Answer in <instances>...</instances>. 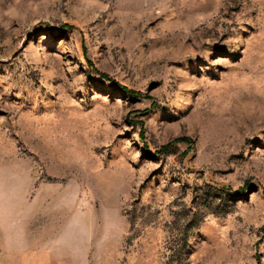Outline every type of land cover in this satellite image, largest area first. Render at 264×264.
I'll list each match as a JSON object with an SVG mask.
<instances>
[{
	"label": "rangeland",
	"instance_id": "obj_1",
	"mask_svg": "<svg viewBox=\"0 0 264 264\" xmlns=\"http://www.w3.org/2000/svg\"><path fill=\"white\" fill-rule=\"evenodd\" d=\"M0 264H264V0H0Z\"/></svg>",
	"mask_w": 264,
	"mask_h": 264
},
{
	"label": "trees",
	"instance_id": "obj_2",
	"mask_svg": "<svg viewBox=\"0 0 264 264\" xmlns=\"http://www.w3.org/2000/svg\"><path fill=\"white\" fill-rule=\"evenodd\" d=\"M91 65V64H90ZM93 69V71H94V73L96 74V75H98L100 78H102V79H104V80H110V77L108 76V75H106V74H104V73H102L101 71H99V70H97V69H95V68H92ZM129 93H133L134 95H135V93L136 92H133V91H131V90H127ZM167 146L165 145V146H163L161 149L163 150V149H165Z\"/></svg>",
	"mask_w": 264,
	"mask_h": 264
}]
</instances>
